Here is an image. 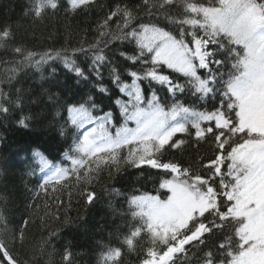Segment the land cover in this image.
Returning <instances> with one entry per match:
<instances>
[{"label":"snow or ice","instance_id":"6c2138e0","mask_svg":"<svg viewBox=\"0 0 264 264\" xmlns=\"http://www.w3.org/2000/svg\"><path fill=\"white\" fill-rule=\"evenodd\" d=\"M90 3L91 0H68L73 12ZM173 4L174 0H162L157 11L166 13ZM46 8L57 9V0H37L35 16L40 17ZM185 10L195 15L179 21V38L151 22H141L137 26V17L132 12L118 8L107 20L122 11L123 24H118L114 33L101 31V38L88 49L83 46L73 48V56H69L67 49L36 53L16 47L14 51L20 54L21 59L17 61L15 70L23 72L25 67L39 70L49 61H62L63 67L75 74V82L64 85L57 82L56 86L72 92L74 97L79 95L83 100L79 107L67 109L71 124L80 130L73 145L63 153L64 158L71 161V170L50 164L38 149L31 150L29 159L36 160L37 165L42 166L41 171L46 167L51 172L41 188L52 182L59 183L69 172L80 179L79 173L85 170L84 178L87 180L101 162L114 166L117 174L121 171V164L129 167L146 164L174 174L172 179H165L159 185L170 193L165 200L146 194L134 195L130 200L139 209L134 215L140 217L143 224L130 230L125 243L131 248L133 238L146 232L153 244L141 264H172L173 256L184 251L189 242L202 241L205 233L216 235L217 232L223 236L217 248L220 255L209 250L203 257V264H264V0H208L207 6L187 4ZM107 20L103 25L105 28ZM183 25H191L197 31H187ZM11 35L10 29H0V39ZM109 36L112 39H103ZM189 36L191 39L187 40ZM113 39L134 44L137 54L127 55L126 59L140 64L139 70L129 73L131 84L122 83L114 69L109 73L114 77L113 84L118 91L129 97L128 101L115 100L123 117L119 126L113 114L104 111L103 94L109 89L101 86L97 93L83 92L79 85L87 81V76L73 58L77 53L86 57L92 53L91 74L100 77V62L106 59L101 51L108 49ZM210 46H214L211 51ZM120 55L125 56V53ZM216 56L220 58L212 59ZM211 64L216 68L204 71L210 69ZM165 68L184 79L175 82L171 73L163 74ZM51 75L55 79V73ZM138 81L147 82L149 89L153 82L167 85L171 99H158L159 89L145 97ZM7 82L11 84L12 81L9 78ZM22 91L17 89L18 93ZM177 93L185 96L183 103ZM217 99L219 107L214 103ZM0 100L12 108L16 106V100L3 90H0ZM209 103L214 110H198L197 106ZM11 110L0 102V118L7 120ZM93 111L103 114L93 116ZM29 119L25 115L13 123L27 128ZM211 121H214L216 129H224L228 135L224 131L216 135L212 127H201L203 122ZM129 122L135 126L129 127ZM189 126L195 129L198 140L205 139L207 133L213 134L216 148L221 150L205 166L206 171L212 172L207 179L198 170L194 172L171 162L161 163L159 159L168 148L177 149L185 143L179 139L173 141V137L178 133H188ZM110 128L115 129L114 133ZM226 145L230 146V151ZM126 147L128 154L121 158L120 151ZM225 162L226 173L221 167ZM93 164L95 168L91 167ZM214 177L219 178L218 187L213 186ZM93 198L89 193L88 202L91 203ZM209 217L211 219L206 225L203 221ZM229 227L234 228L238 242L233 235L225 233ZM159 245L164 247L157 250ZM119 256V250L109 251L105 264ZM0 264H17L2 240Z\"/></svg>","mask_w":264,"mask_h":264},{"label":"trees","instance_id":"16d2710c","mask_svg":"<svg viewBox=\"0 0 264 264\" xmlns=\"http://www.w3.org/2000/svg\"><path fill=\"white\" fill-rule=\"evenodd\" d=\"M36 2L0 0V29L8 28L12 34L10 38L0 39V90L10 93L11 98L16 100L14 108L0 100L12 109L7 120L0 118V134L3 135L0 140V240L16 258L17 264H105L106 254L114 250H119L120 256L107 260V264H141L153 244L146 232L133 238L131 248L125 243L130 230L143 224V220L134 215L130 200L134 195L145 194L166 199L167 191L159 185L163 180L171 179V175L146 164L138 167L121 164V171L117 174L114 166L101 162L87 180L84 178L85 170L79 173L80 179L69 172L59 183L52 182L41 188L40 185L51 172L46 167L41 171L42 166H38L36 160L29 159L31 150L38 149L45 154L50 164L71 170V161L65 159L63 153L73 145L74 137L80 130L71 124L67 109L79 107L83 100L79 95L74 97L72 92L56 86L57 82L61 85L75 82V74L65 69L62 61H49L39 70L25 67L21 72L15 70L21 57L14 49L23 47L26 51L36 53L67 49L69 56H73V48L83 46L88 49L101 38V31L114 33L117 25L123 24L122 11L107 20L118 8L132 12L137 17V26L141 22H151L179 38V21L195 15L186 12L187 4L207 6L208 0H174L166 13L157 11L162 0H148L147 4L145 0H91L87 7L82 6L75 12L70 10L68 0H57L58 8H46L40 17L34 14ZM106 20L105 28L103 25ZM183 28L190 32L197 31L191 25H183ZM186 39L190 40L191 37ZM213 49L214 46L209 47V51ZM121 52L125 56H121ZM101 54L106 59L100 62V77L91 74L89 65L92 53L87 57L75 54L73 58L87 76V81H82L79 87L85 93H97L101 86L108 88L109 91L103 94L104 111L111 112L119 126L123 123V117L115 100L128 101L129 97L118 91L113 84L114 77L109 73L114 69L122 83L131 84L129 73L139 70L140 64L126 59L127 55L137 54L135 45L127 42L113 39L109 48L102 49ZM219 58L216 56L212 59ZM215 68L216 65L211 64L208 71ZM53 72L55 79L51 75ZM170 73L171 70H163V74ZM171 76L177 83L184 79L176 73H171ZM9 78L11 84L7 82ZM138 83H141V93L145 97H150L153 91L159 89L158 99H171L167 85L153 82L149 89L147 82ZM17 89H22V93H18ZM176 95L183 103L185 96L180 93ZM214 103L216 107L220 106L219 99ZM197 107L200 111L214 110L211 103ZM102 114L93 111V116ZM25 115L30 117L27 128L13 123ZM134 126L133 122H129V127ZM201 127H212L216 135L220 131L228 135L226 130L216 129L214 121L203 122ZM109 130L114 133L115 129ZM177 139L185 143L177 149L168 148L159 156L161 163H176L178 167L191 168L194 172L198 170L205 179L209 178L212 172L206 171L205 166L221 152L216 148L214 135L207 133L205 139L198 140L195 129L189 126L188 133H178L173 137V141ZM226 148L231 150L228 145ZM127 154V147L120 151L121 158ZM223 154L226 155V152ZM91 167L95 168L96 165ZM222 170L227 172V162L222 165ZM213 179V186L218 187L219 178ZM89 193L94 197L91 203L87 200ZM210 219L203 222L207 225ZM234 232L233 227L225 230L226 234L233 236ZM234 238L238 242V237ZM222 239L219 232L216 235L205 233L202 241L189 244L172 260V264H203L205 253L209 250L217 252ZM163 247L159 245L157 250ZM217 255L220 253L217 252Z\"/></svg>","mask_w":264,"mask_h":264},{"label":"rangeland","instance_id":"374dc122","mask_svg":"<svg viewBox=\"0 0 264 264\" xmlns=\"http://www.w3.org/2000/svg\"><path fill=\"white\" fill-rule=\"evenodd\" d=\"M206 71H208V70H206ZM221 167H222V166H221ZM164 171H165V170H164ZM169 174L171 175V179H172V176H173L174 174H171V173H169ZM164 189L167 191V196H168L170 193L168 192V190H167L166 188H164ZM166 198H167V197H166ZM161 200H162V199H161ZM164 200H165V199H164ZM132 207L134 208L135 213L139 211V209L136 208L135 205L132 204ZM139 218H140V217H139ZM194 241H195V240H194ZM194 241L189 242V244L193 243ZM189 244L185 245L184 247L186 248ZM182 252H183V251H182ZM182 252L176 253V254L173 256V259H174L177 255L181 254ZM173 259H172V260H173Z\"/></svg>","mask_w":264,"mask_h":264}]
</instances>
